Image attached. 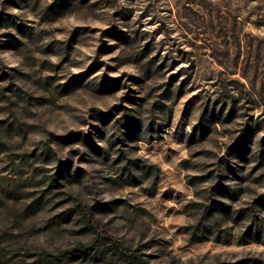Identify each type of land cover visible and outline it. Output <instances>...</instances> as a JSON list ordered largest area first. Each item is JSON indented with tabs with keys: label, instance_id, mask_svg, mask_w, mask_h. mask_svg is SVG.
I'll use <instances>...</instances> for the list:
<instances>
[{
	"label": "rangeland",
	"instance_id": "obj_1",
	"mask_svg": "<svg viewBox=\"0 0 264 264\" xmlns=\"http://www.w3.org/2000/svg\"><path fill=\"white\" fill-rule=\"evenodd\" d=\"M78 243L264 264V0H0V264Z\"/></svg>",
	"mask_w": 264,
	"mask_h": 264
},
{
	"label": "trees",
	"instance_id": "obj_2",
	"mask_svg": "<svg viewBox=\"0 0 264 264\" xmlns=\"http://www.w3.org/2000/svg\"><path fill=\"white\" fill-rule=\"evenodd\" d=\"M62 138H65L62 136ZM89 252V248L86 244L78 243L70 249H64L58 253H46L44 256L46 259L52 260L55 264H69L68 259L74 256H83ZM127 256V255H126ZM127 262L129 264H136L134 256H127Z\"/></svg>",
	"mask_w": 264,
	"mask_h": 264
}]
</instances>
